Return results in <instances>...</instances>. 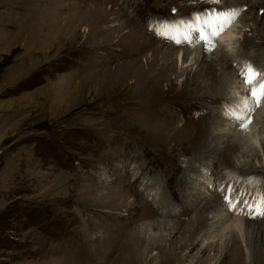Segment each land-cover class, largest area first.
I'll list each match as a JSON object with an SVG mask.
<instances>
[{
	"label": "rangeland",
	"instance_id": "rangeland-1",
	"mask_svg": "<svg viewBox=\"0 0 264 264\" xmlns=\"http://www.w3.org/2000/svg\"><path fill=\"white\" fill-rule=\"evenodd\" d=\"M247 5L226 24L239 26L228 48L237 58L264 47V0ZM229 8L224 0H0V264H85V259L91 264H155L154 248L139 260L140 248L150 242L148 230L142 233L140 226L161 215L155 214L154 202L171 210L164 218L174 222L193 220L201 212L214 216L207 220L211 231L197 235L194 248L177 249L183 241L190 242L183 237L186 227L182 238L166 237L175 245L169 253L178 256L170 264H264V214L256 218L262 226L243 237L226 227L230 218L219 223L215 216L226 213L223 206L231 198L234 208H252L254 198L244 202L243 194L236 195L235 187L226 184L228 176L219 182L217 178L234 166L264 163V125L255 124L250 115L257 107L227 128L224 123L235 102L228 97L238 95L237 90H222L225 98L220 101H225L217 104L209 100L214 97L211 91L195 89L200 84L194 82V72L205 66L202 54L187 56L182 68L171 46L148 55L154 42L200 46L204 40L197 39L198 17ZM245 10L247 21L240 22ZM29 13L34 18L26 19ZM187 22L194 24L191 32L185 30ZM224 29L207 42L226 55L217 45ZM183 30L192 34V41L177 39ZM136 33L155 41L150 46L145 38L150 46L146 49L134 43ZM244 36L247 40L242 42ZM257 55L253 66L264 62V52ZM145 61L148 66H141ZM242 66L237 65L232 75L245 83ZM146 81L156 86L157 94L143 95ZM252 82L246 80L247 85ZM263 98L261 94L258 101ZM155 110L177 114L172 120L171 114L156 115ZM210 116L213 131L228 130V140L238 131L248 141L223 162L226 142L213 133L211 138L220 146L212 159L184 169L182 159L205 146L183 142L177 124L186 122L183 125L190 128L187 140L198 139ZM147 117L155 124L146 122ZM156 120L173 122L162 127ZM203 136L207 139V132ZM250 143L254 150L248 152ZM186 175L196 176L188 189L179 182ZM260 191L264 193V183ZM213 203L215 207H208ZM152 230L160 232L158 227ZM213 236V243L202 250L201 241ZM135 242H141L136 254L130 249Z\"/></svg>",
	"mask_w": 264,
	"mask_h": 264
},
{
	"label": "bare ground",
	"instance_id": "bare-ground-1",
	"mask_svg": "<svg viewBox=\"0 0 264 264\" xmlns=\"http://www.w3.org/2000/svg\"><path fill=\"white\" fill-rule=\"evenodd\" d=\"M231 1L232 2H229V0H224V4L227 7L228 6L230 7L229 10L226 11V13L225 12H222V13H219V14L203 15V16H199L198 17V20H196V23H197V26L196 27L197 28H200V30H198L199 32H198V38L197 39H201L202 41L203 40L204 41L206 40V42L203 41V43L200 46H198V44H191V45L179 47V46H173L172 44L164 43V42L157 43V42H154L155 40L152 37L146 36L145 34L140 35L141 33H136V37H135V42L134 43L135 44H143V46L146 47V49L147 48H150V46L152 45L151 42L152 43L153 42L156 43V46L151 47L150 54L148 53V55H149L150 58H151V56L153 54H156L157 55V54H159V52H161L166 47L171 46V51H172V53H175V57L177 59V62L180 63V68H182L183 62L185 61L183 59H186L187 56L196 55L197 52H198V54H202V56H201L200 59L205 63V66H201V67H203V70H201V67H200V68L197 69V71L194 72L197 75V78L195 79L194 82L200 84L199 87L196 86L197 88H195V89H202L204 92L205 91H208V90H209V92L211 91V93L213 94L214 97L212 99H209V100L210 101H213V102H216L217 104L223 103L225 101V100L222 101V102L220 101V98H225L224 97V93L222 92V90H226L227 91L228 89L229 90H232V88H233V89H236L237 90V93H238V95L236 94L235 96L228 97L229 99H232L235 102L233 104H231V105H233V106H231V108H232L231 109L232 110V114L231 115H228V119H227V121L225 120L224 125H226L227 128H228L232 124L233 125H234V123L236 124V122H237L236 119L241 120L242 118H244L245 116H247L248 112L253 107H257V108H256L255 111H254L255 108H253V110H252L253 113L250 114V115H252L253 118L252 117L251 118L253 119V121L255 122V124H257L259 122H262L263 125H264V120H260L261 112H263V109H264V98L262 100L258 101L260 95L261 94H264V69H263L264 62H257L258 64L255 65V66H253L254 65V61L253 60H255L254 59L255 55L264 52V50H262V48H264V47H262V48H257L256 47V50H254L251 55H247L246 57L240 56L239 58H237L235 56L237 59L232 55V53H229V51H228V48H229V40L231 38H234L236 36V33L238 32L237 29H239V26L236 25V23L235 24L232 23V25H229V26H227L226 24L229 23V20L231 19L233 13L236 10H238V8H240L243 5L249 7V5H247V3L250 2L251 0H231ZM260 1H262V0H260ZM246 11L247 10L243 11V15L241 17L240 22L241 21L242 22L247 21V15H245ZM31 15H32V13H29V15L26 14L25 15L26 19H30L31 17L34 18V15H32V16ZM26 22H27V20H26ZM193 25H194L193 23L191 24V23L187 22L186 25H185V30L187 29L189 32H191L192 29H189V27H191ZM40 26H41V29L42 28H45V26L42 25L41 23H40ZM42 26H44V27H42ZM223 27L225 29L222 31V34H221L219 40L217 41V45L221 46L220 47L221 48L220 51L225 52L226 55L225 54H222L221 52L220 53H217V51L215 50V47L216 46L210 44L209 42H207L208 39H210L211 35L214 32H216L218 29H223ZM185 30H183L185 32L184 35L180 36L177 39H179V41H182V42L183 41L184 42H187V41H190V40L192 41V37H193L192 34L189 33L188 31H185ZM129 34H131V33H129ZM161 35H164V34H161ZM258 35H260L259 36V39H262L261 34L258 33ZM245 36H248V35H245ZM245 36H244L242 42H245L247 40ZM145 38L150 41V42L148 41V44L149 45L151 44L150 46L147 43H145V41H146V40H144ZM247 38H249V37H247ZM177 39H175V40H177ZM197 42H199V41H197ZM260 43H262V45H264L263 44V41L260 42ZM243 44H245V43H243ZM246 44H247V42H246ZM249 44H251V42ZM256 45H258V44H256ZM204 51L209 52L210 54H212L214 56L208 57L207 54H205ZM234 58L236 60L233 63L232 62V59L234 60ZM138 61L139 60H137V59L132 60V62H134V64L135 63H138ZM152 61H154V60H152ZM195 63H197V62H194V64ZM189 64L192 65L191 63H188L186 65H189ZM241 64L244 65L242 67L244 68L243 69L244 70L243 71V74H245V79H244L245 83H240V81L237 80L238 77L232 75V74H234L235 71L237 72V70L235 69L236 66L237 65H241ZM140 65L141 66H148V62L145 61L144 63H140ZM202 65H203V63H202ZM260 65L262 67L260 69L257 68L258 70L254 71V69H256V66H260ZM154 68H155V66H154ZM158 69H160V68H158ZM144 70L146 71L148 69H146V67H145ZM229 71L232 72L231 73V76L229 74ZM238 71H240V70H238ZM240 72L242 73V71H240ZM159 74H161V73L159 72ZM200 79H203V83H200L199 82ZM250 79H252L253 82L250 83V85H247L246 84V80L247 81H250ZM146 80H147V78H146ZM161 80H162V78H161ZM178 80H179V78H178ZM153 82H154V80H153ZM148 84H149V82L146 81L143 84L142 88H141V92L143 91V95L144 94L145 95H148V93H149L150 95L153 96V95L157 94L158 91H155L156 90L155 89L156 86L154 88V87H152V86H150ZM188 84H189V82H188ZM246 88H248V91H246L244 93H241L242 90H244ZM195 89L193 90V92L195 91ZM195 93H197V92H195ZM201 95L206 96V94H203V93L200 94V97H201ZM138 96H140V95L138 94ZM206 97H204L203 99L205 100ZM177 100H179V99H177ZM168 102H169V100L167 101V103ZM162 104H164V103H162ZM204 104H202V105L203 106L206 105L207 108L210 109V107L208 106V104H205V105ZM152 106H154V104ZM153 109H154V107L151 108L150 111H152ZM146 111H147V109H146ZM166 113L171 114L169 116H170V119H172V120H174V116H175V114H177V113H175V110L174 111H168V110H166L165 112H160V113H158V111L155 110V114L156 115H162V116H164ZM213 118H214L213 116H210L207 119V121L209 123L205 124L206 131H205V128L204 127H200V128H204L203 130L201 129V131H203V135L207 132V136H206L207 139H205L204 136L202 135L201 137H197L198 139H194L193 138L191 140H187L186 135L188 133H190L188 131V129H190V128H187V127H185L183 125L186 122L181 123V124H177L178 125V127L176 128L177 133H182L183 134V137L185 138L183 142H187L188 141L189 143H195V142H198L199 144L204 143V146H205V148L202 151L198 152V154L194 155L192 158H190V159L189 158L188 159L183 158L182 159L184 161V165H183V168L184 169H192L193 170L194 164L196 165L198 162H200L203 159H207V158L209 160L212 159V157L214 156V154L216 153V151L219 150L218 147L220 146V144H218L217 142L213 141V139L211 138V135H213V133L217 134L218 137H224V141L226 142L223 145L224 147H226V152L222 155V161L223 162H226L228 159H231L230 154L233 151H235V150H239L240 147H242L244 144L247 143L248 140L245 139L246 137L244 135H242V133L240 134V132H238V131H236L232 135H230V137H231V138H229L230 140H228V138H226V136L228 135V133H227L228 130H225V131L222 130L223 132L213 131V129L210 128L211 123H214L213 120H212ZM144 119L146 120V122L151 123V120L148 117L147 118H144ZM165 119H167V118H165ZM229 119H231V120H229ZM145 120H143V121H145ZM205 120H202V121H205ZM163 121L164 122H161L160 120H156V122L159 123L160 126H162V127H169V126L172 125L171 122H173V121H170V120H163ZM222 122H224V121H222ZM232 122H234V123H232ZM205 123H206V121H205ZM151 124H155V123H151ZM246 125H247V127H249V124H246ZM142 126H144V124H142ZM207 127H209V128L207 129ZM198 143H197V145H198ZM251 150L252 151L254 150L253 143H250V146L248 147V152H250ZM244 151L247 152V149H245ZM256 157L258 158L259 155L256 154ZM221 169H223V168H221ZM134 170H135V168H134ZM232 170L233 171H231V170L230 171H225V172L222 171L223 173H221V176L219 178H217V182H219V180L221 178H224V177H227L228 176L227 177L226 184L235 187V190H236V193L235 194L236 195H242L243 194L242 197H241V199L244 198V202H245L246 198L248 199L249 197H250L249 198L250 200H251V198H254L255 200H254L253 204L251 206H249V207H252V208H250L249 210H246L243 206L241 208H238V207H235L234 208L233 207L234 204H232V198H231L229 200V202L226 205L224 204V206H223L226 213L219 212L215 216L217 217V222H219V223H223V222H225V220H227V219L230 218L229 221H228V224L226 225V227H228L231 231H237V232H239V236L241 235L243 237L246 232H253L255 229H259V227L262 226V224H263V223L262 224L261 223L259 224V221H257L256 218L258 216H260V213L261 214H264V193L262 191H260V186L264 183V181H263L264 180V163L259 164V166H255V165H252L251 166L250 165L248 167H246L245 165H242L241 164V165H238V166H234V168ZM183 177L179 180L180 185H183V183H185V186L188 189V188H191L190 186H193L195 184L194 182L196 181V176H192V175H189L188 176V175H186L184 179H183ZM147 188H149V190H150L151 189V185L147 186ZM224 190H225V188H224ZM250 192H252V194ZM254 194L256 195V198L253 197ZM220 196H223V195H220ZM213 205L212 206H208V207H215V204L214 203H213ZM151 206L154 208L155 214H157V215H160L161 214V215H160V218H156L155 220L150 221V223L148 222L147 224H145V226H140V229L141 228L143 229V230H141L142 233H145V231L148 230L147 232H149V233H148V235H147L146 238H149V241L150 242H147L148 244H146V248H142V247L140 248V245H141L140 243L141 242L139 243L140 245L137 242H135V244H133V246L130 247V249L132 250V253L134 252L135 254H136V252L140 248L141 253H140L139 260L141 258V255H144V258L148 257V253H150V251L152 250V248H154L152 250L153 252H151V254L153 256L154 255L156 256L155 259H157V261H156L157 263H155V264H170V261L178 258V256H175V255H172V254L169 253L170 251H172L175 248V245H173L171 243L170 238H166L167 236L172 235L170 237H173L174 234H178V237L180 239V238H182L181 236L184 235V228L186 227L188 234H187L186 237L185 236H183V237L185 239L187 238L188 241H190V242L187 244V242H184L183 241V243L178 244V248L177 249H180V248L182 249L183 246L186 247L187 249H190L192 247L194 248V246L198 243V242H196L197 239H198L197 235H199L200 233H202V235H205V234H207V232L209 233L211 231V224H209L207 222V220L208 219H211V218L214 219V216H212L211 218L210 217L208 218L207 216H205L203 214V212H201L198 215H196L193 220H189V221L176 220V222H174L171 219L168 220V219H165L164 218L165 215H171V210H167L165 208V206H163L161 204H157L156 202H154L153 204H151ZM205 206H207V205H205ZM135 210H137V209H135ZM161 216H163V217H161ZM189 225H191V227H189ZM152 227H154V228L155 227H158V229L160 230V232L162 231V228L164 230L167 229L168 230V233L162 234V232L161 233L159 232V234H157V233H155L154 230H152ZM126 234H123V235L125 236ZM129 234L130 233H128V235ZM140 234L141 233H139V235ZM232 234H234V233H232ZM210 235H208V236H210ZM128 237L129 236H127V238ZM131 238H133V237H131ZM210 238H207L206 237L203 240L201 238L199 239V241L202 240L201 241V244H200L202 250L208 249L207 247H209L208 245H210L209 244L210 242L213 243L214 236L212 237V239H210ZM209 239H210V241L208 242L207 240H209ZM112 242H113V239H112ZM204 242H206V243H204ZM142 244H143V242H142ZM184 247H183V249H184ZM162 251H163V253H166L167 255L166 254L161 255ZM125 253H127V251ZM152 255H150V256H152ZM181 256L183 257L184 254L181 255ZM152 259H153V257H151L149 260H152ZM133 260H134V258H133ZM84 263L85 264H91L86 259L84 260Z\"/></svg>",
	"mask_w": 264,
	"mask_h": 264
}]
</instances>
